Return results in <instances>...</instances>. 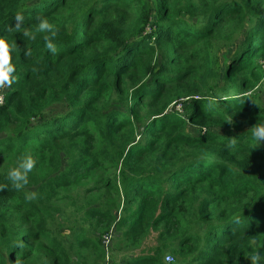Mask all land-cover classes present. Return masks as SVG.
Returning <instances> with one entry per match:
<instances>
[{
	"label": "trees",
	"instance_id": "obj_1",
	"mask_svg": "<svg viewBox=\"0 0 264 264\" xmlns=\"http://www.w3.org/2000/svg\"><path fill=\"white\" fill-rule=\"evenodd\" d=\"M0 39V264H104L110 230L111 264L264 250V0H0Z\"/></svg>",
	"mask_w": 264,
	"mask_h": 264
},
{
	"label": "clouds",
	"instance_id": "obj_2",
	"mask_svg": "<svg viewBox=\"0 0 264 264\" xmlns=\"http://www.w3.org/2000/svg\"><path fill=\"white\" fill-rule=\"evenodd\" d=\"M15 28L20 30L22 28V17L18 14L16 17ZM36 31L47 33L43 39L45 46L50 52H55V45L52 42L57 35L56 28L47 18H38V24L36 25ZM25 36L34 38V33H30L27 29L23 31ZM8 45L0 39V88L11 86L15 81V76L12 75L15 72L14 66L10 63L8 55ZM3 95L4 93L0 90ZM211 107V103H209ZM249 138L252 149L254 150L260 145H264V122H256L252 127L249 128ZM36 160L30 154H21L17 158L15 166L9 168L6 173V177L11 187L15 190H22L29 183V174L33 172L36 167ZM38 193L36 191H25L24 199L26 201H32L37 199ZM112 231V230H111ZM250 264H264V250L257 251L256 254L248 257Z\"/></svg>",
	"mask_w": 264,
	"mask_h": 264
},
{
	"label": "rangeland",
	"instance_id": "obj_3",
	"mask_svg": "<svg viewBox=\"0 0 264 264\" xmlns=\"http://www.w3.org/2000/svg\"><path fill=\"white\" fill-rule=\"evenodd\" d=\"M263 68H264V64H263ZM177 104H178V107H176V109L180 112L182 110V104L181 103H177ZM104 235L109 236V242H108V244L106 246L103 243ZM104 235L101 237V243H102L104 249L106 250L105 251V262H104V264H111V262H110L111 261L110 254H111V250H113V248H115L114 243H113L114 242L115 233L110 230L109 232L105 233ZM147 241H150V239H148ZM128 254L129 253H127V255ZM167 255H168V253H167ZM116 256H119V255L116 254ZM166 262H168V261H166Z\"/></svg>",
	"mask_w": 264,
	"mask_h": 264
},
{
	"label": "built area",
	"instance_id": "obj_4",
	"mask_svg": "<svg viewBox=\"0 0 264 264\" xmlns=\"http://www.w3.org/2000/svg\"><path fill=\"white\" fill-rule=\"evenodd\" d=\"M2 101H3V95L0 93V104L2 103ZM176 107H178V104H176ZM108 242H109V236L104 235V237H103L104 245L106 246L108 244ZM172 259H173L172 256L169 254L165 256V260L168 262H171Z\"/></svg>",
	"mask_w": 264,
	"mask_h": 264
}]
</instances>
